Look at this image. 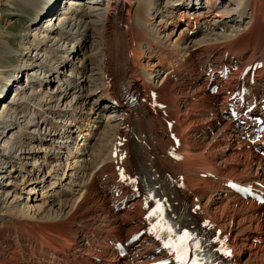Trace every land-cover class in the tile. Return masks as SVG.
I'll list each match as a JSON object with an SVG mask.
<instances>
[{
    "label": "bare ground",
    "instance_id": "6f19581e",
    "mask_svg": "<svg viewBox=\"0 0 264 264\" xmlns=\"http://www.w3.org/2000/svg\"><path fill=\"white\" fill-rule=\"evenodd\" d=\"M12 1L0 0V13ZM201 1L15 0L34 16L20 51L0 32V181L8 164L22 175L0 183V194L8 196L15 179L35 183L36 151L50 172L64 168L67 176L29 189V202L0 199V264L164 260L147 235L129 257L112 248L143 227L146 207L130 185L138 173L176 222L212 225L232 262L264 264V204L251 198H264V161L225 116L238 82L264 105V0ZM90 33L98 51L79 58ZM71 56L79 65L65 60ZM61 67L75 75L57 77ZM221 67L228 77L220 78ZM202 75L208 83H197ZM51 83L56 90L44 92ZM131 97L137 104L126 105ZM25 118L24 130L9 134Z\"/></svg>",
    "mask_w": 264,
    "mask_h": 264
},
{
    "label": "rangeland",
    "instance_id": "374dc122",
    "mask_svg": "<svg viewBox=\"0 0 264 264\" xmlns=\"http://www.w3.org/2000/svg\"><path fill=\"white\" fill-rule=\"evenodd\" d=\"M66 1V0H65ZM165 2V1H164ZM12 4L13 5H10V4H7L6 6H4L2 9H3V12L2 13H0V32L2 33V35L10 42V45L12 46V48L14 49V50H16V51H20V49H21V47H20V45H19V42H20V40H21V37L24 35V33H25V31H27V30H29V29H27V24H29V22L31 21V19L33 18L32 16H34L33 15V13L32 12H34V11H32V10H29L28 8H25L22 4H19V3H17V2H15V0H13L12 1ZM201 4L202 5H205V0H202L201 1ZM225 4V1H223V5ZM184 25H185V23L184 22H182V23H180L179 24V26L176 28V36H177V34H179L180 32V30H183V28H184ZM186 27V26H185ZM92 33H90V35H91ZM176 36H174V37H176ZM201 36V34H196V38H199ZM91 39L89 40L90 41V43H84V42H82V44H81V47H82V50L80 51V54H86V53H89L90 52V48H91V53H90V55H93V53H97V52H95L96 50L98 51V46L96 45V43H95V41H94V35L92 34L91 35V37H90ZM7 40H3V41H7ZM94 41V42H93ZM92 42V43H91ZM89 44H91V45H89ZM93 44V45H92ZM86 48V49H85ZM97 48V49H96ZM86 52V53H85ZM81 55L79 58H82L84 55ZM14 58H16L15 57V55H14V57H13V59ZM66 61H68V63H70V64H72L71 66H73V65H79V60L80 59H78L77 60V58H75V57H73V56H71L70 57V59L68 58V59H65ZM16 61V60H15ZM17 62V61H16ZM52 69H53V67H52ZM58 71H60V73H56V76L57 77H59V76H63V77H67V76H73V75H75V74H72V72L69 70V72H68V70L67 69H63V67H61ZM64 71V72H63ZM70 74H72V75H70ZM65 77V78H66ZM205 75H202L201 76V78L197 81V83H200V84H206V83H208L209 81L208 80H206L205 81ZM226 77H228V75L226 76ZM67 79V78H66ZM70 79H72L73 80V78H70ZM203 80V81H202ZM74 81V80H73ZM24 84V79H22V80H19V82H17L15 85H16V87L15 88H18V87H21V85H23ZM53 84L54 83H51V84H49L48 85V88L46 87V91H44V92H47V91H55L56 89H55V86L57 85V84H55L54 85V87L52 88V86H53ZM4 86V85H3ZM49 88H51V89H49ZM57 90H58V88H57ZM93 90V89H92ZM206 90V89H205ZM59 91H56V93L55 94H57ZM74 95L72 94L71 95V97H70V99H74V97H73ZM185 97L186 98H188L189 97V95H185ZM93 98V97H92ZM95 99H94V101L96 100V97H94ZM182 99L184 98V97H181ZM180 98V99H181ZM91 99V98H90ZM90 99L88 100V104H89V102H90ZM181 99V100H182ZM91 100H93V99H91ZM47 103V102H46ZM215 103L216 104H219L220 103V101L219 100H216L215 101ZM87 108V106H84V108ZM160 108V107H159ZM161 109V108H160ZM102 110V109H101ZM104 111V110H103ZM105 113H107V111H104V116L106 115ZM102 115V117H104ZM26 116H29V115H26ZM29 118V117H28ZM107 118V117H106ZM105 117H104V120L106 119ZM27 118H25V119H22L21 120V122H23L22 124L21 123H19V124H21L20 126H16L14 129L12 128L11 129V131L9 132V134L10 133H13L14 135L15 134H17V130L18 129H20V131L21 130H24V128H25V125H26V122H27ZM166 125L167 126H169L170 125V123H166ZM41 131H43L42 129H41ZM111 132V133H110ZM80 133H81V131H80ZM109 133L110 134H113V131H109ZM9 134H6V136L8 137L9 136ZM45 135H47V134H44V136L42 135V138L43 139H45V138H47V137H49V136H45ZM50 138V137H49ZM101 140H103V138L101 139ZM106 141V142H105ZM44 142H47V141H44ZM102 143V144H101ZM101 143H100V145L101 146H104V147H107L108 146V139L106 138V139H104L103 141H101ZM4 139L3 140H1L0 141V151L1 152H3L4 153ZM36 150H40V146L38 145V146H36ZM36 152H38L37 154H36V158H35V161H38V164L40 165L39 166V170H40V174L38 175L37 174V176H36V179L34 180L35 181V183L33 184V185H31V184H29V183H27V184H25L24 185V183H20V179L18 180V179H15L14 181L16 182V183H14V188L10 191V193L8 194V196L7 195H4L3 193L2 194H0V199H2L3 201H4V203L6 202V204L5 205H10V204H15V202H16V200H18L19 201V199H16V198H20V200H22L21 198H23V200L22 201H19V202H29L28 200L29 199H27V197L29 198L31 195H28V193H29V189H32V188H36V187H39V185L42 183L44 186H46L47 185V187H49L48 185H49V182H52V181H56V182H58V183H60V181H58L62 176H63V178H65L67 175V172H65L64 173V168L63 169H61L60 171H57L56 173H53L52 171L50 172V167H44L45 166V162H43L42 163V155L43 154H41V153H39V151H36ZM35 163V162H34ZM37 163V162H36ZM10 164H8L7 165V168H6V175H7V179H4V180H1L0 181V183H2V186H4L3 184H4V182L6 181H9V180H13V176L14 175H16V173H18L19 174V176H21L22 174H21V172H20V170H11L10 171V168L8 167ZM24 169H26V171H28V170H30V167L29 166H25L24 165V167H23ZM31 170H33L32 168H31ZM63 171V172H62ZM13 172V173H12ZM49 174V176H46V174ZM63 173H64V175H63ZM21 174V175H20ZM30 174H32V173H30ZM52 174V175H51ZM43 175V176H42ZM39 176H42V177H44L43 179H47V181L45 182V183H43V180L39 177ZM48 177V178H47ZM50 177H51V179H50ZM15 178V177H14ZM20 178H22V177H20ZM54 178V179H53ZM57 178V179H56ZM37 180V181H36ZM40 180H42V181H40ZM46 184V185H45ZM40 188V187H39ZM38 188V189H39ZM42 191H45V190H41V191H39V192H42ZM221 193V192H220ZM36 195V194H35ZM76 196V195H75ZM217 196H219V194L217 195ZM217 196L215 197V198H217ZM15 199V200H14ZM17 201V202H18ZM102 203H101V202ZM100 201H98L102 206L104 205L105 206V202H104V200L103 199H101ZM35 204H37V205H39L40 203H41V201L39 200V198H37L36 197V199L33 201ZM97 202V204L99 205V203ZM104 202V203H103ZM100 205V206H101ZM107 206H108V204H107ZM217 229V228H216ZM240 254V253H239ZM243 257H242V259H241V261L242 262H244V259L247 257V255H248V249L247 250H245V251H243ZM240 257H241V254H240Z\"/></svg>",
    "mask_w": 264,
    "mask_h": 264
},
{
    "label": "snow or ice",
    "instance_id": "6c2138e0",
    "mask_svg": "<svg viewBox=\"0 0 264 264\" xmlns=\"http://www.w3.org/2000/svg\"><path fill=\"white\" fill-rule=\"evenodd\" d=\"M161 203L159 200L156 201L155 208L149 210L146 219L157 218V227L167 233L168 242L165 243V247L176 254L179 264H202L206 245L210 241H204L201 237L188 230H184L182 233H174L173 227L167 226L166 218L162 214ZM145 207H148L147 203ZM161 224L164 227H160ZM189 252H191V259H189Z\"/></svg>",
    "mask_w": 264,
    "mask_h": 264
}]
</instances>
